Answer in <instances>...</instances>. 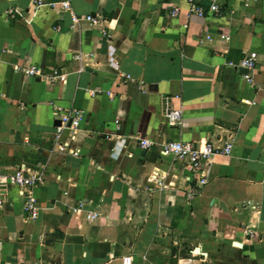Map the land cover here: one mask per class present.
<instances>
[{"label": "crops", "instance_id": "crops-1", "mask_svg": "<svg viewBox=\"0 0 264 264\" xmlns=\"http://www.w3.org/2000/svg\"><path fill=\"white\" fill-rule=\"evenodd\" d=\"M69 1L73 27L0 0V175L42 176L35 219L6 191L0 264H264V0H194L202 17L186 0ZM167 141L231 150L193 170Z\"/></svg>", "mask_w": 264, "mask_h": 264}, {"label": "built area", "instance_id": "built-area-1", "mask_svg": "<svg viewBox=\"0 0 264 264\" xmlns=\"http://www.w3.org/2000/svg\"><path fill=\"white\" fill-rule=\"evenodd\" d=\"M253 2H258L260 0H252ZM189 5L190 14L196 15L198 17L204 16V10L201 6L197 5L194 0H186ZM35 8L41 6H47L49 9L58 8L60 11L68 12L71 17L72 27L78 22V18L71 12L70 1L69 0H32ZM209 11L213 13H218L219 9L217 5H211ZM15 10L9 9L7 11V16L10 18L14 17ZM175 14V11L172 12ZM85 20L91 24H96L98 22V17L88 15ZM222 38L225 35L221 36ZM241 70V77L247 82L251 81L250 72L256 69V62L251 57L243 58L239 64ZM19 70V69H16ZM24 74L27 76L40 77L39 71L35 67H30L27 69H22ZM59 115L60 112H59ZM181 117L180 110L170 111L167 115L169 122H174L179 120ZM63 118V116H62ZM83 119V114L81 112H72L70 116L66 119L63 118L62 125L57 127L55 139L58 140L61 131L64 129L75 130ZM139 147L142 150H148L151 144L145 139H139ZM57 151L63 153L66 150V145L57 144ZM160 153L162 155L170 156L175 160L182 161L190 169H196L198 165L202 162H206L213 155H228L231 150V145L229 143L225 144L222 148L214 147L211 143H204L203 145H197L192 142L186 141H167L160 145ZM42 183V176L37 173H32L23 168L17 169L12 175L1 176L0 175V206L4 201L6 191L9 186H14L21 189L25 193V205L24 211L29 219H35L38 214V208L35 205V200L32 197V189L37 185Z\"/></svg>", "mask_w": 264, "mask_h": 264}]
</instances>
